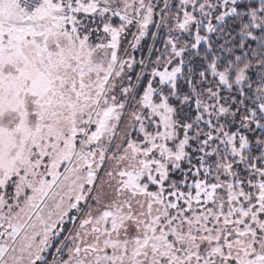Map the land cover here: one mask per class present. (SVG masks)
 Returning <instances> with one entry per match:
<instances>
[{
    "label": "snow or ice",
    "instance_id": "snow-or-ice-1",
    "mask_svg": "<svg viewBox=\"0 0 264 264\" xmlns=\"http://www.w3.org/2000/svg\"><path fill=\"white\" fill-rule=\"evenodd\" d=\"M0 264H264V0H0Z\"/></svg>",
    "mask_w": 264,
    "mask_h": 264
}]
</instances>
